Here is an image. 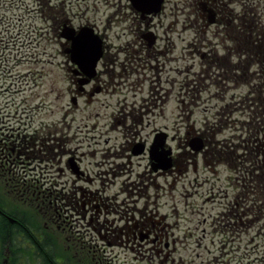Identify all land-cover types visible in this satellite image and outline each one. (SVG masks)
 Instances as JSON below:
<instances>
[{"label": "rangeland", "instance_id": "rangeland-1", "mask_svg": "<svg viewBox=\"0 0 264 264\" xmlns=\"http://www.w3.org/2000/svg\"><path fill=\"white\" fill-rule=\"evenodd\" d=\"M177 1H166L162 24L156 29L161 37L158 43L168 58L161 81L154 66L145 70L146 64L137 60L134 75H126L120 83L121 91L115 93L113 54L118 46L127 49L128 44L133 45L139 34V26L133 24L130 11L120 13L127 0H0V20L10 22V27L0 26V46H5L3 57L6 59L0 63V70H4L0 73V82H3L0 108L7 111V120L3 117V121L15 125L19 119L20 125L32 124L40 133L66 136V141L61 142L67 148L61 151L64 157L57 154L47 158L50 155L43 152L40 160H28L24 166L27 170L36 168L34 171L40 173L39 181L43 183L40 191H46L44 195L49 191L59 195L65 192V183L73 185L76 181L64 162L67 156H72L64 155L65 152L70 148L80 159L85 175L75 185L93 194V203L96 201L99 210L90 211L101 216H94L93 222L90 215L86 220H77L72 211L73 231L83 235L84 228L92 234L90 237L102 243L98 234L103 241L105 237V241L111 240L115 238L114 229L151 219L158 222L156 227L167 235L168 243H175L169 244L165 252L170 254L168 259L173 264H247L241 259L264 264V213L260 216L264 181L257 180V172L252 169L246 176L254 157L243 150V142L255 133L252 118L258 106L253 99H246L248 87L240 66L224 76L223 68L211 65L209 57L200 58L204 52L212 54L214 44L220 45L216 51L223 56L224 46L231 49L238 48V44L223 40L224 35L215 37L212 32L201 39L200 29L190 25L194 16L188 18V9H176L174 2ZM257 1L253 0L254 5L260 4ZM260 5L264 17V0ZM60 20L71 21L75 28L86 22L98 25L108 38L107 61L100 67L102 82L88 86L87 94L78 99V107L73 109L66 106L72 96L61 46L66 42L53 26ZM238 51L239 48L233 51L231 64L240 62ZM124 58L120 52L119 59ZM249 66L250 70L257 69L254 62ZM123 99L126 101L122 102ZM67 110V117L62 118ZM128 114L131 117L127 119ZM116 117L120 119L119 124H115ZM88 121H91L90 133L84 141L81 137L86 134L84 127ZM160 132L169 135L168 144L176 153H185L176 158L177 166L168 172H153L148 154L127 159L128 143L142 138L150 145ZM198 135L202 140L206 138L203 147L206 151L193 154L188 144ZM128 179L140 188L131 191L130 201L123 203L125 196L120 187ZM256 181L259 183L256 190L247 194L250 202L242 204L239 198L242 186ZM140 196L144 197L140 199ZM30 209L32 212L28 215H32L33 223L49 224L40 227L42 235L62 231L48 216L51 210L44 209L42 204L38 209L32 210L31 206ZM245 210L252 213V222L244 218L231 228L227 215ZM141 211L145 218L142 220ZM153 216L166 217L162 220ZM256 216L259 218L255 219ZM58 221L62 223L61 219ZM127 241L130 248L125 249L127 252L122 246L115 249L121 256L119 260H125L126 256L130 260L135 258L136 264H146L145 250L151 244H142V248L139 240L132 243L124 237L112 242L127 245ZM22 242L23 245L32 243L27 237ZM22 260L25 264H37L33 258Z\"/></svg>", "mask_w": 264, "mask_h": 264}, {"label": "flooded vegetation", "instance_id": "flooded-vegetation-1", "mask_svg": "<svg viewBox=\"0 0 264 264\" xmlns=\"http://www.w3.org/2000/svg\"><path fill=\"white\" fill-rule=\"evenodd\" d=\"M257 2L262 4V0ZM174 3L176 9H181L182 11L188 9L190 11L188 18L191 19V16H194V19L190 20V25L196 30L200 29L198 34L201 33V39L204 40V37L209 32H212L216 35L215 37L224 35L223 40L230 39L238 44L240 67L243 72L242 78H244V83L248 87L246 99H253L252 101L256 102V106H258L254 112L256 164L258 178L264 181V17L262 6L260 4L254 5L253 0H180L179 3ZM120 8H122L121 5ZM122 10L130 11L129 14H131L133 24L139 26V34L137 35V40L133 41V45L128 44L127 49L118 46V51L113 54V57L112 53L109 54L112 57V59L108 57V59L112 60V79L117 82L114 88L115 93L121 91L120 83L124 82L123 78L126 75L127 77L128 75H134V63L139 64L138 61L140 64L145 63V70L148 69V66L150 68L154 66L158 80L161 81V74L168 60L166 58V50H163L158 43L161 37L156 33L157 25L162 24L163 16L141 15L129 4L125 8L120 9V13L123 12ZM120 16L123 15L120 14ZM55 24L57 26L54 30L57 31L64 25L73 26V23L69 20H60L58 24ZM142 25H144V29L141 28ZM83 26H90L96 32H99L95 25H91L88 22L79 24L76 29L78 30ZM213 26L216 28L210 30ZM219 46L214 44L212 47L214 52L212 54L204 52L200 58L205 60L209 57L211 65H218L223 68V75H230V70H232L230 57L233 51L238 48L229 49L224 46L223 50L225 53L223 56L219 51H216ZM70 48L71 42H66L63 45L66 59V76L72 88H74L69 89V92L73 96L74 93L79 92L80 82H85V86L80 90L79 94L83 97L87 94L86 89L88 86L91 85L92 87L102 82L103 70L100 67L105 65L108 53L105 51L104 57L98 63L99 66L97 64L98 70H96L94 78L87 82L88 78L84 70H81L72 62V57L69 53ZM120 52L125 55L123 60L119 59ZM252 62L257 65V69L250 70L252 65H249ZM253 82L256 83L253 84ZM125 101L126 99L122 100V102ZM6 112L3 111V108H0V264H25L22 258H33L37 264H119L120 261L113 257L112 253L114 252V243L108 242L106 245L99 243L90 237L92 234H88V231H85L84 228L83 235L73 231V221L71 220L74 216L72 211L77 216V220H86V217L90 215V222H93L94 216L98 218L101 214L90 211L93 208L99 210V207L95 205L96 201L93 203L95 200L92 198L93 194L84 187L75 185L76 181L82 182L85 171L83 169V172L80 170V159L75 156V153L69 151L70 148L64 154L72 156H67L68 159L64 161L66 167L68 168L74 162L78 167L77 171L81 173L74 174L76 181L72 182L73 185H69V182L65 183V192L63 194L55 195L54 192L49 191L48 194L44 195L46 191H40L43 185L40 186L38 184L39 180L37 179L36 171H24L25 162L37 160L41 150H47L48 156L50 155L49 158H53L57 154L64 157L61 151L67 148H64L61 142L66 141V136L57 137L56 132L40 133V130L33 129L32 124L23 123L20 125L19 119L15 120V125L9 124L11 123L10 121H5L7 120ZM126 116L127 119L131 117L130 114ZM3 117H5L4 121ZM66 117V115H63L62 118ZM132 119H135L134 116H132ZM119 123L120 119L116 117L115 124ZM83 140H87L86 137ZM83 140L79 141V143H82ZM136 144H143V156L146 155L145 151L151 145L148 147V144L142 138L138 142L128 143L126 146L127 159H131V155H134L133 152L140 149ZM136 184L138 183L130 179L122 184L120 189L125 196L123 203L130 201L133 194L131 191L137 189V187L140 188ZM258 185L259 183H244L242 192L239 195L242 204L246 205L250 202L247 194L250 191H255ZM148 189L149 187H147ZM261 189L264 191V183ZM143 197L140 196V199ZM41 204L44 209L52 211L48 216L56 225L61 227L62 231L59 230L56 234H41L40 227L42 225L47 227L49 224L45 222H42V224L33 223L30 218L32 215H28L32 212L30 206L34 210L38 209ZM261 204L263 210L260 212V216L264 213V203ZM65 214H70L72 217L69 218ZM141 214L142 212H140ZM227 216L231 222V228L236 227L237 219H253L252 213L247 210L241 213L230 212ZM254 218L258 219L259 217L256 216ZM58 219H61L62 223ZM93 230L98 233V228L94 227ZM98 235L102 239L101 235ZM112 235L125 237L133 243L140 240L142 243L151 244L150 246L152 247L150 248L149 246L146 251L149 254L148 263H174V261L168 259L169 255L165 253L169 248V243L164 242L165 237L162 231L149 226L145 221L141 224L134 223L130 226L114 229ZM23 237H27L32 243L28 242L23 245ZM141 246L144 247V245ZM22 250L23 253L21 254ZM155 256L158 259H152ZM125 264H128V262Z\"/></svg>", "mask_w": 264, "mask_h": 264}, {"label": "water", "instance_id": "water-1", "mask_svg": "<svg viewBox=\"0 0 264 264\" xmlns=\"http://www.w3.org/2000/svg\"><path fill=\"white\" fill-rule=\"evenodd\" d=\"M131 2L146 13H155L160 10L163 0H131Z\"/></svg>", "mask_w": 264, "mask_h": 264}]
</instances>
